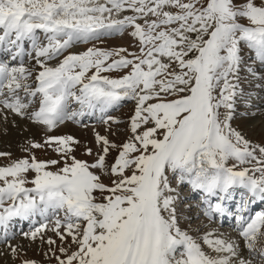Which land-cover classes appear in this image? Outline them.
<instances>
[{
	"label": "snow or ice",
	"instance_id": "6c2138e0",
	"mask_svg": "<svg viewBox=\"0 0 264 264\" xmlns=\"http://www.w3.org/2000/svg\"><path fill=\"white\" fill-rule=\"evenodd\" d=\"M124 12L132 14L121 18ZM127 29L138 52L91 47L64 55L77 43ZM244 48L264 65V0H0V49L12 61L19 58L18 65L0 61V111L52 130L86 111L136 101L129 137L117 144L96 133L99 147L84 149L90 161L77 158L80 141L74 137L48 136L29 143L52 148L57 159L33 155L0 167V225L63 211L53 230L61 240L71 237L76 248H60L58 264H254L257 256L264 264V247L258 246L264 211L240 218L249 252L244 258L235 242L214 233L201 242L183 231L172 195L176 179L211 196H230V189L241 187L252 201H264V146L253 145L231 123L243 91ZM26 55L41 69L32 84ZM61 56L56 66L47 63ZM124 69L130 71L117 79L102 75ZM72 102L79 111L70 110ZM214 208L225 211L220 203ZM47 228L41 224L25 235L36 239Z\"/></svg>",
	"mask_w": 264,
	"mask_h": 264
},
{
	"label": "rangeland",
	"instance_id": "374dc122",
	"mask_svg": "<svg viewBox=\"0 0 264 264\" xmlns=\"http://www.w3.org/2000/svg\"><path fill=\"white\" fill-rule=\"evenodd\" d=\"M131 14V12H124L121 14V18L123 15ZM131 31L132 29H127L123 34L103 36L100 39L91 40L87 43H77L69 49L68 52H65L64 55H68L69 52L77 54L82 53L91 47H97L105 50L127 48L129 52H138V41L131 35ZM40 36L43 40L44 34L42 32L40 33ZM43 42L46 43V40ZM25 49L26 52L32 51L31 44L29 42H26ZM241 55L243 57V62L240 71V87L243 91L242 94L237 97L231 123L233 128L240 131L245 139L249 140L253 145L264 146V87H258V85H264V79H261V77H264V65H261L259 61H256L254 53L247 48L243 49ZM32 56H35L34 52L32 53ZM0 57L3 61H8L11 65L19 64V58L12 61L11 55L2 49H0ZM62 59L63 56L47 61V63L49 66H56ZM24 63L26 67L33 70V77L28 81V83L32 84L36 73L41 69L36 60L27 55L24 57ZM128 71H130V69L102 73V75L117 79L122 75L127 74ZM89 75H91V72ZM33 86L35 85L33 84ZM22 94L23 93H21V95ZM0 99H2V97H0ZM37 105L38 99L33 101L32 106L28 110L32 111ZM135 107L136 101L125 99L120 101L115 107H113L110 111L108 110L105 114H101L99 110H96L92 114H87L86 111V114L82 118L78 117L76 120H66L63 124H60L52 130L47 129L44 125L36 124L26 117L16 115L8 109H4L0 117V138L4 139L6 135H8V132H10L11 137L3 144L0 142V153H9L10 155L0 156V167L7 166L13 161L19 159L30 158L33 155H35L38 160L57 159L58 154L55 153L52 148L45 146L43 149H33L29 143L30 141L43 143L48 136L74 137L80 141V148L75 153L77 158L90 161L93 158L86 155L84 149L92 147L95 151L99 147L95 142L96 133L107 136L111 141L117 144L125 142L130 135V117L134 114ZM0 108H3V106L0 105ZM70 110L79 111L80 106L75 102H72L70 104ZM109 117L112 119H109ZM255 119H258V121H252ZM13 121L15 122L13 123ZM105 121H107V123H105ZM115 121H119L120 123H115ZM11 123H13L14 128H11ZM115 156L116 152L113 151L109 156L110 163L113 162ZM228 163L229 166H231L234 162L229 161ZM239 167H250V165H240ZM33 175L34 173L30 172L28 174V179L31 180ZM104 180L105 183L110 182L109 177H104ZM174 182L178 183L176 179H173L172 187H174ZM26 186L32 187L30 183ZM235 193L240 195L239 192ZM172 195L175 197H179L180 195L182 197L184 196V194L176 192L172 193ZM189 202L196 201L193 199V201ZM242 204L243 201L238 200L235 209L236 220L233 221L234 223L239 221L243 216V213H245V208H247V206H242ZM179 205H181L180 208ZM188 205L190 204L186 201L185 204H180V202L177 201H175L174 204L178 226L183 231L188 232L189 235L194 236L198 241L202 242V237L206 233H214V237H217V235H220L227 227L231 228L234 232L239 233H236L237 241L232 238H226L224 240L235 242V244L238 245V251L241 250L239 251L241 252L240 254L244 258L249 257V252L246 246L247 242L241 235V225H239V227H235L232 223L224 224V229L222 227L215 226V223L209 222L206 218L204 219L202 217L196 219L197 215H195V212L192 211V209L190 210ZM188 209L190 211H187ZM259 211H264V204L255 208L252 216ZM63 217V211L51 213L50 216L45 218L44 223H39L31 229L30 225H26L21 232L17 231L15 237L0 244V247L4 248L3 251H0V264H24L25 261H35L36 264H58L56 257L59 256L64 258V253L60 252V248H67L69 253L76 248V245L72 243L71 237H66L65 240H61L57 233L53 230L56 219L59 218L63 220ZM45 223L48 225V228L42 233H39L36 239H32L30 235H25L26 233H31L36 228L40 227L41 224ZM60 231L64 232L65 230L61 228ZM226 231L229 233V230ZM239 236L240 240H238ZM49 238L55 240L56 243L50 245L47 242ZM202 246L205 251L211 253L212 255H216V253H213L206 244L202 243ZM258 246L264 247V240H262ZM13 249L16 250L15 253L13 252ZM254 264H260L259 256L255 258Z\"/></svg>",
	"mask_w": 264,
	"mask_h": 264
},
{
	"label": "bare ground",
	"instance_id": "6f19581e",
	"mask_svg": "<svg viewBox=\"0 0 264 264\" xmlns=\"http://www.w3.org/2000/svg\"><path fill=\"white\" fill-rule=\"evenodd\" d=\"M0 109H2V108H0ZM3 111H4V109H3ZM1 114H2V111H0V117H1ZM252 121H258V119H255V120H252ZM14 122L15 121H13V123ZM13 123H11L12 124L11 128H14ZM255 125H256V123H255ZM17 130H19V129H17ZM10 135H11L10 132H8V135H6V137L4 136L5 137L4 139L3 138H0V142H2V144H3L7 140H9L10 137H11ZM173 185H174L173 188L175 189V191H177V192H185L183 197L180 195L179 197H176V200L175 201L180 202V204H185V201L188 202L190 204V205H188V207L190 208V210L192 209V211L195 212V215H197L196 216L197 217L196 219H199V218H202V217L204 219L206 218L209 222L215 223V226L222 227V228L225 229V227H223V224L224 223L228 224V223L227 222H223L222 224L219 223V221L216 219V216H213L212 215L213 214L212 211L206 206V204H209V201L207 199H204V202H203L202 201L203 198L201 200H199V198L197 197L199 195V193L198 192H195V189L193 190V189H191V187L189 188V186H187L188 185L187 182H182V183L181 182H178V183H175ZM237 188L238 187H235V188L231 189V191L232 190H236ZM193 199L196 202H189V201H193ZM180 207H181V205H179V208ZM190 210L188 209L187 211H190ZM256 210H258V209H256ZM246 213H249V211H247ZM251 213H253V211ZM251 216L249 218H251ZM43 217L44 216H41L39 214H35V215L32 216L31 221H33L34 219H39L41 221V220H44ZM223 220L226 221V219H223ZM9 221H8V223H7L6 226L0 225V237L1 236H6V237H9V238L12 237V234L14 233V227H13V223L11 221L10 222ZM15 221H17V220H15ZM31 221H29V222H31ZM240 223H242V222H240ZM222 228H219V229H222ZM226 230H229V233ZM226 230L225 231H222V233L220 235L218 234L217 237H219L221 239L232 238V239H234V240L237 241V234H239V233L234 232V230H232L231 228H228V227L226 228ZM238 240H240V236H239V239ZM3 249L4 248H1L0 247V251H3ZM239 251H241V250H239Z\"/></svg>",
	"mask_w": 264,
	"mask_h": 264
}]
</instances>
